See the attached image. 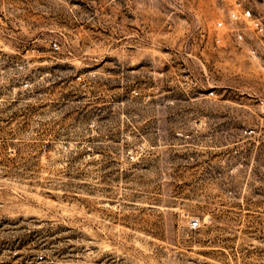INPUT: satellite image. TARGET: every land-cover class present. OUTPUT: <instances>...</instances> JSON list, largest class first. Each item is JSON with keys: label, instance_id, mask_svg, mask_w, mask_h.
I'll return each instance as SVG.
<instances>
[{"label": "rangeland", "instance_id": "374dc122", "mask_svg": "<svg viewBox=\"0 0 264 264\" xmlns=\"http://www.w3.org/2000/svg\"><path fill=\"white\" fill-rule=\"evenodd\" d=\"M233 2L0 0V264H264V29Z\"/></svg>", "mask_w": 264, "mask_h": 264}, {"label": "built area", "instance_id": "2783aa9c", "mask_svg": "<svg viewBox=\"0 0 264 264\" xmlns=\"http://www.w3.org/2000/svg\"><path fill=\"white\" fill-rule=\"evenodd\" d=\"M227 14L231 20H237L240 17L245 18V19H251L255 28L258 31H263L264 29L262 19L254 16V14L252 13V10L249 7H246L241 0H234L233 4L228 7ZM217 25L222 26L223 21H219ZM238 37L242 39V34L239 33ZM53 48L58 49V45L54 44ZM252 52L253 54H256L255 50H253ZM200 226L201 224L198 218H194L190 222V227L193 229L200 228Z\"/></svg>", "mask_w": 264, "mask_h": 264}]
</instances>
